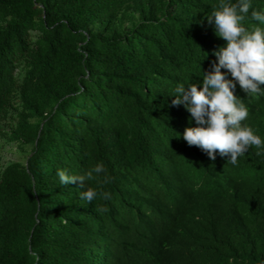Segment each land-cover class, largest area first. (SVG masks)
I'll list each match as a JSON object with an SVG mask.
<instances>
[{
  "label": "trees",
  "instance_id": "1",
  "mask_svg": "<svg viewBox=\"0 0 264 264\" xmlns=\"http://www.w3.org/2000/svg\"><path fill=\"white\" fill-rule=\"evenodd\" d=\"M217 2L0 0V122L18 102L0 135L30 147L0 168V264H264V156L188 145L169 95L226 44ZM235 92L264 137V95ZM96 162L111 200L59 184Z\"/></svg>",
  "mask_w": 264,
  "mask_h": 264
},
{
  "label": "clouds",
  "instance_id": "2",
  "mask_svg": "<svg viewBox=\"0 0 264 264\" xmlns=\"http://www.w3.org/2000/svg\"><path fill=\"white\" fill-rule=\"evenodd\" d=\"M249 19L257 23L246 26ZM207 21L226 44L213 49L216 60L203 72L202 81L178 83L169 95L174 97L171 104L183 105L196 122L180 133L187 144L213 160L217 154L227 156L236 165L253 146L257 156H264V137L247 123L249 107L235 92L239 85L248 97L264 95V7L257 9L252 0H218ZM56 175L59 184L79 181L83 188L79 196L89 204L112 199L104 188L108 177L102 162L78 174L58 168ZM89 182L95 186L89 187Z\"/></svg>",
  "mask_w": 264,
  "mask_h": 264
},
{
  "label": "rangeland",
  "instance_id": "3",
  "mask_svg": "<svg viewBox=\"0 0 264 264\" xmlns=\"http://www.w3.org/2000/svg\"><path fill=\"white\" fill-rule=\"evenodd\" d=\"M11 103L12 107H10V112L0 122L3 127L10 126L14 119V112L17 110L18 105L17 98L14 97ZM29 150V146H25L22 149L17 143L8 141L4 135H0V168L5 167L13 161H25Z\"/></svg>",
  "mask_w": 264,
  "mask_h": 264
}]
</instances>
